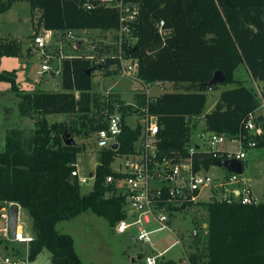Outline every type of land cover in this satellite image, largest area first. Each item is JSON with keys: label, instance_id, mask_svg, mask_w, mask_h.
<instances>
[{"label": "trees", "instance_id": "obj_1", "mask_svg": "<svg viewBox=\"0 0 264 264\" xmlns=\"http://www.w3.org/2000/svg\"><path fill=\"white\" fill-rule=\"evenodd\" d=\"M21 1L30 4L33 22L36 12H41L39 24L46 31L117 32L121 28L118 10L105 6L86 10L79 0H0V15ZM124 1L139 6V15L130 24L136 40L123 46L125 57L139 63V81L145 85H186L182 92L152 98L145 89L136 95V106L112 95L106 100L98 98L92 93L93 77L97 72L116 74L113 68L121 66L117 56L65 59L61 93L24 92L17 84V71L0 72V82L10 84L20 98L23 116L32 118L36 125L31 138L22 130H11L5 149L0 151V212L9 204L28 210L35 231L28 256L32 262L48 250L52 264H85L73 237L60 233L58 224L89 210L107 219L113 228L127 217L126 196L116 183L108 184L107 178H123L113 165L117 158L137 153L143 126L132 128L127 122L132 115L156 117L161 156L182 162L190 158L191 122L204 114L208 93L234 86L222 91L215 109L206 115L207 131L244 142L253 140L257 149H264V132L256 136L246 128L260 107L255 83L248 86L237 76L239 68L245 67L257 84H264V0ZM161 22L164 33L160 32ZM38 34L35 32L33 41ZM31 52L29 49L28 54ZM22 56L19 39L0 38V59ZM218 71L225 82L210 85ZM117 112L122 116L117 148L98 149L94 187L83 194L82 184L72 173L84 147L77 143L69 146L66 139L91 132L97 137ZM72 114L85 116L87 127L78 130L47 119ZM255 122L264 130L263 117H255ZM225 158L222 152H196L192 156L194 172H209ZM203 205L209 212V233L204 251L193 257L196 262L264 264V202L243 205L212 200Z\"/></svg>", "mask_w": 264, "mask_h": 264}, {"label": "rangeland", "instance_id": "obj_2", "mask_svg": "<svg viewBox=\"0 0 264 264\" xmlns=\"http://www.w3.org/2000/svg\"><path fill=\"white\" fill-rule=\"evenodd\" d=\"M40 17L41 12L37 11L35 21H32L31 6L25 1L15 3L8 12L0 16V37L8 39L13 36L19 39L23 45L22 57H6L7 61H4V63H1L0 59V72L17 71V84L22 91L31 93L37 91L64 92L61 72L65 59L72 57L100 59L107 56H116L118 35L115 31H74L75 38H71L69 32L55 31L54 36H51V43L47 47V53L52 56L50 61L51 70L40 77L39 73L42 70L44 58L41 55L42 50H38L34 46L33 41L35 32L45 34V30L39 24ZM78 42L81 43L80 48H77ZM29 49H32V52L35 53L31 52V54H28ZM114 68L117 69L116 73L118 74L109 76L104 81H101L98 90L100 94H94L98 98L106 100L108 96L104 94H106L108 89L115 86L116 88L124 89L130 96L127 100H130L135 93L134 89L143 88L144 85L138 80L124 75L121 72V68ZM241 70L239 69L237 76L244 79L249 86H253L251 78L246 77ZM97 83L98 80L93 78V84L96 85ZM179 89L181 88L177 86L169 87V84H162L160 87H151L148 93L150 96L156 97L164 93L178 91ZM261 110L264 112V108ZM47 119L51 123L65 120L63 123L78 128V130L86 128V123L89 124L85 116L80 114L50 115ZM135 119H130L132 126L136 125ZM96 120H98V115ZM35 128V121L30 117L23 116L21 113L20 98L13 91L12 86L8 83L0 82V151L5 149L7 137L11 130H22L26 138H31ZM73 139L77 144L84 147L85 152L78 155L77 164L80 174L91 179L88 183L82 185L83 194H87L94 187V180H92L93 176L91 174L95 175L97 169L98 150L96 147V135L94 132H91L89 136L81 133L75 135ZM231 145L230 142L225 144L227 148L231 147ZM234 150L237 151L238 148L236 147ZM119 161L117 159L116 162L119 163ZM245 162H248V164L243 174L244 179L248 182L251 180L250 182L254 186L258 202H264V149L254 148L248 151ZM223 169L214 167L210 173L211 175L222 173ZM209 193L210 190L207 188L201 192V198L205 202L210 200L208 198ZM199 207L201 206L199 205ZM195 209L194 216L201 221L206 216L204 212L206 210L205 205L203 208ZM193 211L194 209L190 208L188 212L180 214L174 221L173 228L180 230V234L184 232L188 234L196 228V224L193 221ZM3 214L4 219H0V229H3L6 235L3 234V239L2 237L0 238L2 239L0 241V257L2 260L9 255L19 256L24 264H52V254L48 250L41 253L35 261L29 260L30 244H20L10 239V235L6 231L5 214H7V211L5 210ZM18 223L22 227L25 236L34 237L33 221L27 209H20ZM57 230L62 234L73 237L76 251L85 264H144V261L139 259V256L148 252V247L140 241L132 242L130 239L131 233L118 234L107 219L96 215L90 210L83 212L70 221L59 223ZM154 238L157 241V248L161 251L176 242L175 234L169 232L158 233ZM5 247H8V252L5 251ZM189 247L203 252L205 243L201 240L199 244H194V246L190 243ZM181 249L182 247L179 245L174 247L168 253V256L172 258L180 257Z\"/></svg>", "mask_w": 264, "mask_h": 264}, {"label": "built area", "instance_id": "obj_3", "mask_svg": "<svg viewBox=\"0 0 264 264\" xmlns=\"http://www.w3.org/2000/svg\"><path fill=\"white\" fill-rule=\"evenodd\" d=\"M86 10H93L98 6L110 7L118 10L121 20V28L117 31V54L121 61V72L127 77L138 79L139 63L125 57L123 46L125 43L132 44L135 38L131 36L130 24L139 15V6L126 3L124 0H79ZM164 22L160 24V32H163ZM71 38L74 33L69 32ZM53 34L39 33L34 39V45L42 50L44 63L40 75L51 70L50 61L52 56L47 53L48 44ZM93 59V58H91ZM258 92L260 107L264 108V87L255 83ZM255 114L247 123V130L252 135L261 136L264 132L261 125L255 122ZM156 121H153L155 120ZM146 125L143 126V134L135 154L124 156L122 168L116 169L124 177L115 179L108 176L107 183H116L117 187L126 196L127 217L119 221L114 230L118 234H126L134 231L135 240L140 241L148 247V252L142 256L144 264H166L171 259L168 253L176 246L182 247V255L173 260L174 264H201L196 262L194 255L201 254L200 251L185 250L190 243L194 246L198 240H206L208 226L196 220V228L190 234H178L171 226L172 218L184 207L197 206L201 202V192L209 189L210 200H218L225 203H241L243 205L258 204L251 185L246 182L242 175L230 173L225 177L218 178L208 172H194L192 156L200 150L192 145L189 146L190 158L175 163L174 158L162 157L159 150V127L157 118L145 116ZM122 131V116L119 112L109 117L108 127L101 129L96 137V144L99 149L111 148L117 145V137ZM227 142L237 146V152H226L224 160L239 159L245 160L247 150L256 148L253 140L244 142L241 138L228 137L225 134L209 133L201 136V143L209 146L208 152H219L217 148ZM217 156V155H215ZM72 176L77 178L83 185L89 182V178L80 174L78 164ZM94 183L95 177L93 176ZM154 183H161V186H154ZM169 232L175 234L176 242L170 244L162 251L157 248V241L154 236L158 233ZM34 237L25 236L22 231L17 230L14 241L20 244H31ZM206 241H204L205 243ZM206 245V243H205ZM3 264H24L19 258L7 257Z\"/></svg>", "mask_w": 264, "mask_h": 264}, {"label": "crops", "instance_id": "obj_4", "mask_svg": "<svg viewBox=\"0 0 264 264\" xmlns=\"http://www.w3.org/2000/svg\"><path fill=\"white\" fill-rule=\"evenodd\" d=\"M1 16V15H0ZM45 33H49V34H53L52 36H54V34H55V32H53V31H44ZM117 33V32H116ZM1 38V37H0ZM11 38H15V37H11ZM4 39V38H3ZM79 43V42H78ZM81 44V43H80ZM35 46V45H34ZM36 47V46H35ZM37 48V47H36ZM32 53H35V52H32ZM56 56V55H55ZM60 58H62V57H60ZM63 58H65L64 56H63ZM73 58V57H72ZM86 58H89V57H86ZM4 61H7L6 60V57L5 58H2L1 59V63H4ZM114 70H116L117 71V69L116 68H113ZM239 69H242L241 70V72L243 73V74H245V76L246 77H250L251 78V80L254 82V83H256L255 81H254V79L251 77V75L248 73V71H247V69L245 68V67H241V68H239ZM239 71V70H238ZM238 71H237V73H238ZM116 74H118V73H116ZM116 74H114V75H116ZM39 76L40 77H42L43 75H40V73H39ZM111 76H113V75H111ZM107 77H109V76H105L103 73H101V72H97L95 75H94V77L93 78H96L97 80H98V83L96 84V85H94L93 84V94L95 93H98V94H100V92L98 91L99 90V86L101 85V81H104L105 80V78H107ZM238 78H239V80L241 81V82H246L244 79H242V78H240L239 76H238ZM138 81H139V79H137ZM140 83H142L141 81H139ZM143 85H144V87L143 88H136V89H134V95H132V97H131V99L130 100H127L128 98H130V96H129V94L128 93H126L125 92V90L124 89H119V88H116L115 86H113V87H111L110 89H108L107 90V92H106V94H104V95H106V96H109V95H112V96H115V99H117V100H122V101H124V102H126L127 104H131V105H133V106H136V95L140 92V91H142V90H145L146 89V93H147V95L149 96V97H152V98H155V97H153V96H150V94L148 93L149 92V89L151 88V87H153V86H157V87H160V86H162V84L163 85H166V84H169V87H171V86H175L174 84H172V83H155V84H150V85H145L144 83H142ZM246 84V83H245ZM246 85H248V84H246ZM249 86V85H248ZM177 87H179V88H181V89H179L178 90V92H182L183 90H185V88H186V85H178ZM232 87H234V86H221V88L219 89V90H214V91H210L209 93H208V102H207V105H206V109H205V112H204V114L201 116V117H196V118H193L192 119V122H191V126H192V137H191V144L192 145H194V146H196L200 151H202V152H208L209 150H210V147L209 146H207V145H203L202 143H201V136L202 135H204V134H209V133H211V132H209V131H207V128H206V115L207 114H209V113H211L214 109H215V107H216V105L218 104V102H219V100H220V96H221V93H222V91H224V90H226L227 88L229 89V88H232ZM260 87H264V84L263 85H260ZM44 92H46V91H44ZM215 93H218V94H215ZM128 94V95H127ZM101 95H103V94H101ZM127 95V96H126ZM162 95V94H161ZM161 95H159V96H161ZM156 97H158V96H156ZM108 98V97H107ZM133 100V101H132ZM210 100V101H209ZM129 101V102H128ZM255 116L257 117V116H260V117H263L264 118V112L261 110V109H258L257 111H256V113H255ZM133 118H136L135 119V122H136V125L135 126H132L131 125V123H130V119H133ZM49 121V120H48ZM65 120H63V121H61V122H58V123H63ZM127 122H128V124L132 127V128H136L139 124H141L142 126H145L146 125V121H145V116H138V115H132V116H130L128 119H127ZM51 123V122H50ZM53 123V122H52ZM56 123V122H55ZM226 144V143H225ZM225 144H222V145H220L218 148H217V151H219V152H222V153H226V152H237L236 150H234V148L236 149V147L237 146H234L232 143V145H231V147H229V148H227L226 146H225ZM96 147H97V150L99 149L98 148V146L96 145ZM138 147H140V145L138 144V146H137V148ZM254 149V148H253ZM253 149H249V150H247V152L248 151H250V150H253ZM256 149V148H255ZM211 151V150H210ZM98 152V151H97ZM117 159H119L120 161H119V163H115V166H114V168L115 169H118V168H122V166H123V163H124V158H122V157H119V158H117ZM117 161V160H116ZM242 162L244 163V173H245V168H246V166H247V164H248V162L246 163L245 162V160H242ZM97 166H98V155H97ZM97 166H96V168H97ZM214 167H217V166H214ZM214 167H212L211 168V170L208 172V173H210L212 170H213V168ZM217 168H220V167H217ZM223 169V168H222ZM80 171V170H79ZM243 173V174H244ZM211 174V173H210ZM228 174H230L226 169H223V172L222 173H216L215 175H213V176H215V177H218V178H222V177H225V176H227ZM92 176H94L93 174H91ZM242 177H243V179H244V176L242 175ZM263 179H264V177H263ZM246 182H248L246 179H244ZM248 180H250V179H248ZM251 181V180H250ZM248 182L250 185H251V187H252V189H253V192H254V194H255V196H256V193H255V190H254V186H253V184L251 183V182ZM162 184L161 183H154V186H161ZM119 189V188H118ZM120 190V189H119ZM121 191V190H120ZM122 192V191H121ZM210 195H211V192L209 193V196H208V198L210 199ZM210 201H212V200H208L207 202H205L202 198H201V202H200V206L201 207H199V205H197V206H193V207H184L183 209H181V211H179L176 215H174L173 216V218H172V222H171V226H172V228L174 227V221L176 220V218H178V216L180 215V214H184V213H186V212H188L189 210H190V208H193L194 209V211H193V221H194V224H196V220H198V219H196L195 218V216H194V212H195V208H203V203H208V202H210ZM10 206H11V204H9V205H5V207L1 210V212H0V219H4V212H5V210L7 211V214H5V219H6V231H7V233L9 234V232H8V218H9V209H10ZM22 207L20 206V209H21ZM205 208H206V206H205ZM20 209H19V211H20ZM204 212H205V214H206V216L204 217V218H202V220L200 221V223H203V225L205 226V227H207V228H209V224H208V221H209V212H208V209L206 208V210H204ZM114 229V228H113ZM174 229V228H173ZM17 230H20V231H22V227L19 225V223H18V228H17ZM115 231V230H114ZM174 231L175 232H177L178 234H179V232H180V230H177L176 228L174 229ZM193 231V230H192ZM191 231V232H192ZM23 232V231H22ZM191 232H189L188 234H190ZM128 233H131L130 234V239L132 240V242H137L136 240H135V233H134V231H132V232H128ZM3 234H5L4 233V230L3 229H0V238L2 237V239H3V237H4V235ZM182 234H184V235H186V233L184 232V233H182ZM6 235V234H5ZM2 239H0V241L2 240ZM190 245L188 244V245H186L185 246V250H191V248L189 247ZM5 251L6 252H8V247H5ZM182 249H181V255H182ZM143 256V255H142ZM142 256H139V259H142ZM7 257H10V258H19V259H21L19 256H6L5 258H7ZM4 258V259H5ZM179 258V257H178ZM178 258H172L171 257V259H173V260H175V259H178ZM4 259L2 260V258L0 257V264H3V261H4ZM22 260V259H21ZM134 262H136V260H134Z\"/></svg>", "mask_w": 264, "mask_h": 264}, {"label": "water", "instance_id": "obj_5", "mask_svg": "<svg viewBox=\"0 0 264 264\" xmlns=\"http://www.w3.org/2000/svg\"><path fill=\"white\" fill-rule=\"evenodd\" d=\"M80 42L77 43V48H80ZM92 70H89L88 73H91ZM225 82V78L221 72H216L213 79L210 82V85H218L223 84ZM153 121H156L153 120ZM69 137V136H68ZM75 140L73 138H67L66 144L71 146L75 145ZM117 148V145L114 146ZM215 166L226 169L229 173H236L239 175H243L244 173V163L242 160L239 159H232V160H222L215 164ZM19 209L20 205L18 204H12L9 209V218H8V232L10 235V239L14 240L15 235L18 228V222H19Z\"/></svg>", "mask_w": 264, "mask_h": 264}, {"label": "bare ground", "instance_id": "obj_6", "mask_svg": "<svg viewBox=\"0 0 264 264\" xmlns=\"http://www.w3.org/2000/svg\"><path fill=\"white\" fill-rule=\"evenodd\" d=\"M121 175V174H120ZM113 176V175H112ZM32 237V236H31Z\"/></svg>", "mask_w": 264, "mask_h": 264}]
</instances>
